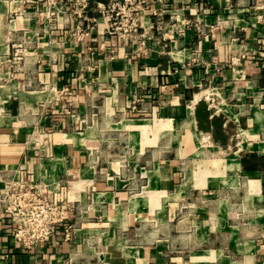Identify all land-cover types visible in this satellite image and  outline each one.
Returning <instances> with one entry per match:
<instances>
[{
    "label": "crops",
    "instance_id": "0c3cea01",
    "mask_svg": "<svg viewBox=\"0 0 264 264\" xmlns=\"http://www.w3.org/2000/svg\"><path fill=\"white\" fill-rule=\"evenodd\" d=\"M136 2L76 38L65 0H0V198L67 215L25 247L0 201V264H264V0Z\"/></svg>",
    "mask_w": 264,
    "mask_h": 264
},
{
    "label": "built area",
    "instance_id": "2783aa9c",
    "mask_svg": "<svg viewBox=\"0 0 264 264\" xmlns=\"http://www.w3.org/2000/svg\"><path fill=\"white\" fill-rule=\"evenodd\" d=\"M71 6L73 15L79 18L74 37L85 34L84 20L95 22L88 13L101 14L107 24L108 33L130 35L139 26L138 12L141 8L136 0H65ZM48 16L54 14L55 0H47ZM21 50L14 48L13 58H19ZM4 204V214L9 215L13 238L25 247L35 246L46 241L54 225L67 218L66 206L54 202L47 194L30 184L18 183L8 186L0 198Z\"/></svg>",
    "mask_w": 264,
    "mask_h": 264
}]
</instances>
